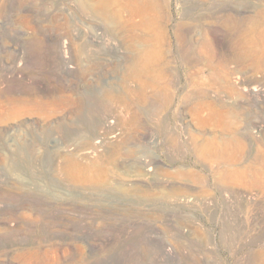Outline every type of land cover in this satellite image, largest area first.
Wrapping results in <instances>:
<instances>
[{
	"label": "rangeland",
	"instance_id": "obj_1",
	"mask_svg": "<svg viewBox=\"0 0 264 264\" xmlns=\"http://www.w3.org/2000/svg\"><path fill=\"white\" fill-rule=\"evenodd\" d=\"M211 25L264 52V0H0V264H264V81L190 82Z\"/></svg>",
	"mask_w": 264,
	"mask_h": 264
},
{
	"label": "bare ground",
	"instance_id": "obj_2",
	"mask_svg": "<svg viewBox=\"0 0 264 264\" xmlns=\"http://www.w3.org/2000/svg\"><path fill=\"white\" fill-rule=\"evenodd\" d=\"M234 12H236V11H233L232 9H230L226 12V15H227L226 21L228 22V25H232V27L235 26L237 19L240 18V17L239 18H237V17L241 14L238 12H236V13H234ZM234 14L237 15V17ZM250 19H252V18H250ZM246 21L247 20H245L244 22H246ZM209 31H210V34L212 35V39H211V43H210V45L212 44V46H211V49L209 46V49L211 50V52L207 56L208 58L205 61H203V58L200 57L199 55H197V53L186 54V59H187L188 65L190 67V70L195 69L194 70L195 72L190 74V82L192 84L196 85V87H198V86L200 87V85L202 86V84H204L206 82H213L214 84H216L222 88L221 93L224 94V96L226 97V100L229 103H232V100L234 99L235 96H242V94H243L242 91L243 92L248 91V90H246L245 87L253 85L259 81H260L259 83H262L264 81V52L262 54H259L256 51V49L252 48L251 46L249 47L250 51L245 50V48H244V46H246L245 44H251L252 45V42L249 39L250 37L247 34L246 36H244V42H242V40H237L238 41L237 44L239 45V47H237V48H238V50H240L237 55H233L232 53L225 55V53L222 51L221 46H220V40L223 37L224 30L220 27H217V25H211V26H209ZM190 33H191V30H189L188 28L179 29L177 31V38H178V40L182 41L183 44H186L189 46L190 43L187 40L188 39L187 37H189ZM245 53L247 56H249V54H250L251 61L247 57L244 56ZM250 68H251V70H250ZM259 68L263 69V71H262L263 74L258 75L257 76L258 79H257V77H255L252 74V72H254L255 70H257ZM260 76L262 77V79L259 78ZM198 83L200 85H197ZM258 88L254 89L253 87H251V89H250V90H252L251 93L255 94L256 96H257V94L261 95L260 93H263V95H264V92L259 93V91H262V90L261 89L259 90ZM256 92H258V93H256ZM215 96H218V95H214V97ZM83 133H84V131H83ZM81 135H82V133H81ZM85 136H87V135H85ZM254 137L258 138V136H255V135L253 136V138ZM218 140H219L218 144L216 143L215 145H216L217 149L219 150L220 154H222V155H226V154L229 155L230 152L233 153L236 151H242V150H244V147L246 146L244 141H242L241 139H238L233 134L230 136H226L225 138H222V139L219 138ZM215 142H216V139H215ZM90 152L87 150V152H85L84 154H86V153L88 154ZM21 154H23V153H21ZM255 156L257 158L263 157L261 154H255ZM32 164H33V162H32ZM30 168H31V166H30ZM236 173H239V172H236ZM33 174H35V173H33ZM242 176H243V178L249 180V182H251L252 185L253 184H255V185H260V184L262 185L263 184L264 185V179L254 178V177L248 179V177L245 174ZM32 178H34V177H32ZM109 191H114V190L112 189ZM118 193H120V192H118Z\"/></svg>",
	"mask_w": 264,
	"mask_h": 264
},
{
	"label": "built area",
	"instance_id": "obj_3",
	"mask_svg": "<svg viewBox=\"0 0 264 264\" xmlns=\"http://www.w3.org/2000/svg\"><path fill=\"white\" fill-rule=\"evenodd\" d=\"M19 31L24 36H27L29 34V30L24 26H22ZM19 65L20 66L23 65V61H21V63ZM169 212L171 215L180 213L181 215H184V217H187L191 214H195L198 211L192 210V209H179L176 211H169ZM211 214H215L218 217H220V215L223 214V211L220 209H216V210H214V209L213 210L202 209L199 212V215L201 216L200 219H206V217L210 216ZM172 220H175V218ZM182 230L185 233L189 232V228L186 226H183ZM215 247L216 246L210 245L207 249V251H209V252L215 251L217 256H218V258L216 260L210 261V264H234L235 263V255H234L233 251H227L226 249L220 248L218 246L216 248ZM166 253L170 259H174L175 257H177L180 254V251H178V249L176 248L174 243L169 242L167 245V248H166ZM200 258L205 260V258L203 256H200ZM236 258L239 259V257H236Z\"/></svg>",
	"mask_w": 264,
	"mask_h": 264
}]
</instances>
